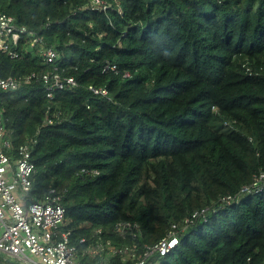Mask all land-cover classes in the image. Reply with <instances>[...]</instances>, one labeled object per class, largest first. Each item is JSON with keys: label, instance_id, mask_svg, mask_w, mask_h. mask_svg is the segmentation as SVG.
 Listing matches in <instances>:
<instances>
[{"label": "trees", "instance_id": "obj_1", "mask_svg": "<svg viewBox=\"0 0 264 264\" xmlns=\"http://www.w3.org/2000/svg\"><path fill=\"white\" fill-rule=\"evenodd\" d=\"M0 13L77 83L51 99L21 83L0 108L14 147L61 112L32 154L31 199L63 192L62 231L83 264H136L173 225L178 246L146 264H264V191L235 199L264 170V0H0ZM18 51L0 53L2 78L47 68ZM99 241L129 252L91 257Z\"/></svg>", "mask_w": 264, "mask_h": 264}, {"label": "built area", "instance_id": "obj_2", "mask_svg": "<svg viewBox=\"0 0 264 264\" xmlns=\"http://www.w3.org/2000/svg\"><path fill=\"white\" fill-rule=\"evenodd\" d=\"M24 45L37 51L47 68L31 72L22 78L0 76V91H14L21 83L40 81L47 97L51 99L56 91L76 87L75 79L65 75L64 70L56 65L59 55L53 48L45 46L41 37L18 25L13 17L0 13V53L11 60L18 59L19 47ZM104 71L116 72L117 68L114 64L107 63ZM124 77H129V74L125 73ZM88 89L94 95L108 96L104 87L91 85ZM60 121L61 112L47 115L41 126L31 130L28 137L14 147V133L5 129L0 108V257L4 263L11 260L13 264H83L76 247L70 243V232L62 231L66 220L62 205L63 192L50 188L41 200L31 199L36 172L32 154L38 144L41 128L53 127ZM263 191L264 170H260L253 175L249 184L240 189L235 199ZM223 200L231 202L233 197L227 196ZM205 211L202 209L193 213L191 219L185 220L186 226L195 218L205 216ZM179 238L173 225L159 241L144 247L143 257L136 264H146L153 255H168L178 246ZM84 241L81 239L79 243ZM101 252L104 254V261H108L115 254H127L129 249L99 241L88 254L93 257Z\"/></svg>", "mask_w": 264, "mask_h": 264}, {"label": "crops", "instance_id": "obj_3", "mask_svg": "<svg viewBox=\"0 0 264 264\" xmlns=\"http://www.w3.org/2000/svg\"><path fill=\"white\" fill-rule=\"evenodd\" d=\"M1 231H2V227L0 226V234H1ZM0 261H1V262H0L1 264H5V263H6V264H9V263H10V264H13V262H12L11 260H10V261H8V262H5V263H4V262H2V259H1V257H0Z\"/></svg>", "mask_w": 264, "mask_h": 264}, {"label": "bare ground", "instance_id": "obj_4", "mask_svg": "<svg viewBox=\"0 0 264 264\" xmlns=\"http://www.w3.org/2000/svg\"><path fill=\"white\" fill-rule=\"evenodd\" d=\"M10 264V263H9Z\"/></svg>", "mask_w": 264, "mask_h": 264}, {"label": "rangeland", "instance_id": "obj_5", "mask_svg": "<svg viewBox=\"0 0 264 264\" xmlns=\"http://www.w3.org/2000/svg\"><path fill=\"white\" fill-rule=\"evenodd\" d=\"M1 264V263H0Z\"/></svg>", "mask_w": 264, "mask_h": 264}]
</instances>
